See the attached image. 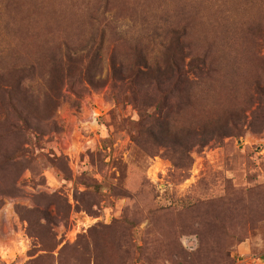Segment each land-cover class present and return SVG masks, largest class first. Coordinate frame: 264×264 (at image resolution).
<instances>
[{
  "label": "rangeland",
  "instance_id": "rangeland-1",
  "mask_svg": "<svg viewBox=\"0 0 264 264\" xmlns=\"http://www.w3.org/2000/svg\"><path fill=\"white\" fill-rule=\"evenodd\" d=\"M0 264H264V0H0Z\"/></svg>",
  "mask_w": 264,
  "mask_h": 264
},
{
  "label": "trees",
  "instance_id": "trees-1",
  "mask_svg": "<svg viewBox=\"0 0 264 264\" xmlns=\"http://www.w3.org/2000/svg\"><path fill=\"white\" fill-rule=\"evenodd\" d=\"M166 36H167V38L169 37V39L167 41V44L165 46H163L165 51H168V48L172 47L174 44L177 45V49L181 50V52L184 50L183 43L179 42L180 35L176 31H171ZM167 69L170 71V73H172V76L175 78L174 81L178 85H182L185 82L184 76H185L186 71H184L180 67V65H177V63L172 62V63L168 64ZM156 71H157V69H156ZM157 72H158L159 76H164L166 73V70L164 73H162V71L160 69H158ZM142 74H143V72H141V70L140 71L138 70L135 74H133V78H137V76L142 75ZM257 86H260V82L257 83ZM179 88H180V86H179ZM212 133L217 138L222 137V136H220L221 134H220L219 130H213ZM212 139L213 138L210 137L205 145H207V143H209Z\"/></svg>",
  "mask_w": 264,
  "mask_h": 264
}]
</instances>
